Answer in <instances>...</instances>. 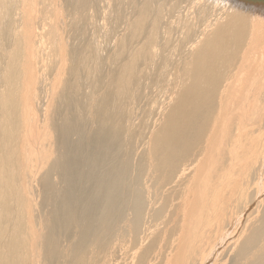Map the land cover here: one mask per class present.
<instances>
[{
	"label": "bare ground",
	"instance_id": "bare-ground-1",
	"mask_svg": "<svg viewBox=\"0 0 264 264\" xmlns=\"http://www.w3.org/2000/svg\"><path fill=\"white\" fill-rule=\"evenodd\" d=\"M0 264H264V0H0Z\"/></svg>",
	"mask_w": 264,
	"mask_h": 264
}]
</instances>
